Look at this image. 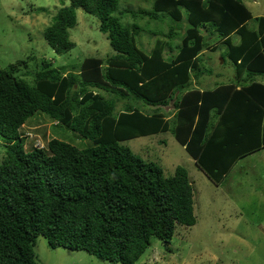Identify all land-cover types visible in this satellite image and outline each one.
Instances as JSON below:
<instances>
[{
	"label": "trees",
	"instance_id": "obj_1",
	"mask_svg": "<svg viewBox=\"0 0 264 264\" xmlns=\"http://www.w3.org/2000/svg\"><path fill=\"white\" fill-rule=\"evenodd\" d=\"M69 1L44 31L54 52L68 55L75 48L70 30L81 9L100 20L115 53L85 59L77 71L36 57L0 69V264H38L40 236L52 249L137 264L153 238L169 244L178 226H195L188 170L179 166L166 176L126 141L171 133L216 185L261 150L256 133L264 122V85L246 81L264 76V16L254 17L244 0H155L150 10L131 12L156 23L168 20L149 53L137 45L145 31L115 15L121 0ZM221 46L235 78L200 90L194 83L212 74L201 68L203 53ZM173 100L170 118L164 108ZM141 104L154 110L146 114ZM39 112L91 145L81 149L52 139L47 149L27 151L20 129Z\"/></svg>",
	"mask_w": 264,
	"mask_h": 264
},
{
	"label": "rangeland",
	"instance_id": "obj_2",
	"mask_svg": "<svg viewBox=\"0 0 264 264\" xmlns=\"http://www.w3.org/2000/svg\"><path fill=\"white\" fill-rule=\"evenodd\" d=\"M62 1L66 6L70 5L69 0H0V69L36 57L59 65L67 64L69 70L77 71L85 59L106 60L115 53L107 35L100 31V20L79 9L78 24L70 30L76 46L68 55L58 56L46 42L44 31L63 6ZM154 2L121 0L115 14H122L124 25L137 23L145 31L138 36L137 45L147 53L153 49L155 40L162 37L159 34L168 30V20L156 23L148 18H135L138 14L131 12L150 10ZM244 3L254 17L264 16V0H244ZM42 8L48 11L41 12ZM155 29L158 36L153 33ZM224 52L225 47L221 46L216 51L203 53L201 68L212 74H206L202 79L210 87L232 82L235 78L231 61L225 59L224 62ZM38 63L41 65V61ZM33 65L30 62L28 69ZM27 77L33 84L34 76L28 74ZM125 102H120L118 108ZM140 109L143 112L154 110L143 104ZM164 112L172 114L174 110L164 108ZM20 133L26 140L27 151L35 147L47 149L52 139L81 149L91 145L80 134L41 112L28 119ZM123 144L144 161L158 163L166 176L173 175L179 166L186 168L194 187L196 225L191 228L178 226L169 244L153 238L150 248L137 264H264V152L242 159L226 180L216 185L197 167L171 133L140 137ZM4 153L5 147L0 139V164ZM35 260L38 264H120L100 260L85 251L62 247L52 249L43 236L37 240Z\"/></svg>",
	"mask_w": 264,
	"mask_h": 264
},
{
	"label": "crops",
	"instance_id": "obj_3",
	"mask_svg": "<svg viewBox=\"0 0 264 264\" xmlns=\"http://www.w3.org/2000/svg\"><path fill=\"white\" fill-rule=\"evenodd\" d=\"M238 39V40H234V42L235 43H238L239 42V37H234V39ZM214 47H212V49H210L211 51L212 50H215V49H213ZM206 52H208V50H206L204 53H206ZM233 81V80H232ZM229 83H231V82H229ZM229 83H226V84H229ZM246 83H247V86H249V85H251L252 83H259V84H262V85H264V76H255V78L253 79V80H251V81H246ZM195 84V86L196 87H198L200 90H212V89H214V88H216L217 87V85L214 87V85L212 86V87H210L208 84V82H206L205 80H203V79H201V81H200V83H198V82H195L194 83ZM224 85V84H223ZM238 89H241V87H239ZM243 96H241V95H239L238 96V98L240 97V100H241V103L243 104V103H245L246 102V100H247V96L243 93L242 94ZM165 108H173V110H174V107L172 106V105H170V106H168V107H165ZM173 115H174V113L172 112V114L171 113H169V117L170 118H172L173 117ZM262 126L263 127H261L262 129H261V131L260 132H257L256 134L259 136L258 138H260L259 140H258V144L259 143H262L260 146H261V150L260 151H258V152H264V122L262 123ZM224 131V130H223ZM253 140H255V142L257 143V138L255 137V139H253ZM247 141V140H246ZM251 143H254L253 141L251 142ZM258 152H256V153H258ZM240 162V161H239ZM239 164V163H238ZM237 164V165H238ZM236 165V166H237ZM235 166V167H236ZM234 167V168H235ZM233 168V169H234Z\"/></svg>",
	"mask_w": 264,
	"mask_h": 264
},
{
	"label": "water",
	"instance_id": "obj_4",
	"mask_svg": "<svg viewBox=\"0 0 264 264\" xmlns=\"http://www.w3.org/2000/svg\"><path fill=\"white\" fill-rule=\"evenodd\" d=\"M174 101H175V100H173L172 103H171L172 106H173V104H174Z\"/></svg>",
	"mask_w": 264,
	"mask_h": 264
}]
</instances>
